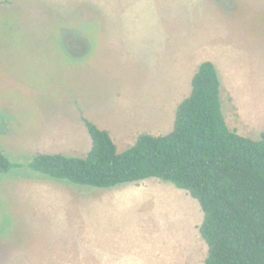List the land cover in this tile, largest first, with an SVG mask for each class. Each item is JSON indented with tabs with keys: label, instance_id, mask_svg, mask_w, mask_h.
Instances as JSON below:
<instances>
[{
	"label": "rangeland",
	"instance_id": "obj_1",
	"mask_svg": "<svg viewBox=\"0 0 264 264\" xmlns=\"http://www.w3.org/2000/svg\"><path fill=\"white\" fill-rule=\"evenodd\" d=\"M201 61L220 72L229 128L260 139L264 0H0V151L13 164L0 172V264H205L204 212L188 191L155 178L98 189L30 167L42 152H82L67 131L74 103L124 129L120 151L166 135L175 112L159 128L157 109L191 93ZM232 92L249 98L245 117Z\"/></svg>",
	"mask_w": 264,
	"mask_h": 264
},
{
	"label": "trees",
	"instance_id": "obj_2",
	"mask_svg": "<svg viewBox=\"0 0 264 264\" xmlns=\"http://www.w3.org/2000/svg\"><path fill=\"white\" fill-rule=\"evenodd\" d=\"M222 78L203 62L192 91L166 135L141 134L119 151L107 130L84 118L92 139L85 157L37 154L30 167L48 178L114 189L155 178L186 190L204 212L200 233L205 264H264V132L260 139L229 128L222 109ZM13 167L0 151V172Z\"/></svg>",
	"mask_w": 264,
	"mask_h": 264
},
{
	"label": "crops",
	"instance_id": "obj_3",
	"mask_svg": "<svg viewBox=\"0 0 264 264\" xmlns=\"http://www.w3.org/2000/svg\"><path fill=\"white\" fill-rule=\"evenodd\" d=\"M113 10H111V9H108V5H105V4H102L101 6H100V8H99V10H100V13H101V15L103 16L105 13L107 14H109L110 13V15L113 17V15H114V12L113 11H115L114 10V8H112ZM118 9H119V6H118ZM116 12H118V11H116ZM101 25L102 26H110V25H107V24H103L102 22H101ZM203 62H205V61H201L200 62V64H198L196 67L194 66L193 67V71H192V73H191V75H188L187 77H186V85H188L189 83H190V81H191V84H192V79H193V77H194V75H195V73L197 72V70H198V68H199V66L203 63ZM210 62H212L215 66H216V64L213 62V61H210ZM216 68H217V66H216ZM218 69V68H217ZM219 71V70H218ZM220 73V72H219ZM235 83H237V80H236V78H235V81H234ZM189 95H190V92H189ZM189 95H187V97L189 96ZM187 97H185V98H187ZM231 97H232V99H233V101H234V103L236 104V106L238 107L239 106V108H240V112H239V115H241L242 117L244 116L245 117V115H246V113H247V108L250 106V104H251V102H250V100H249V98L246 96V94H245V97L243 96V93H241V92H232V94H231ZM184 100V99H183ZM172 102V101H171ZM171 104V103H170ZM169 103H167V102H163L162 103V105H161V108L160 109H157V113H158V115L154 118L156 121H159L158 122V124H160L159 125V128H161V126L162 127H166V122H167V118H166V115H168L169 116V118H171V114H172V110H173V112H176V109H177V106L180 104V103H176L175 104V102L173 101V103H172V108H171V106H170V111L168 110V106L170 105ZM173 104H175L174 105V108H173ZM76 104L74 103V117L73 118H67V122H68V126H67V131H68V133H69V135H70V138L75 142V146H76V150H80V149H82V152H79V151H77L76 152V154L77 155H72V156H79V157H85L88 153H89V151L91 150V148H92V139H91V137L89 136V134H88V131H87V128H86V126H85V123H84V119H83V116L81 115L82 113H83V115H84V118H87L88 120H90V121H92L93 123H95L93 120H92V118H91V116L89 115L90 114V111L88 112V109H87V103H85V104H83V103H81V108L80 109H78L77 108V105L75 106ZM84 106H85V108H86V110H87V113H86V110H85V108H84ZM82 110V111H81ZM79 111V112H78ZM100 113H102V111H101V109L99 110V112H97V113H95L96 115H98V114H100ZM65 115V114H64ZM95 115V116H96ZM78 116H79V119H78ZM127 117H131V118H134V116H133V114L132 113H130ZM98 127H100L101 129H103V130H107L109 133H110V135H111V137H112V139L114 140V142L116 143V145H117V147H118V149H119V151H120V145H122V143H125L126 141L128 142L130 139L128 138V136H127V134H126V132L125 133H122V131H124V129L123 128H119V126H109V125H106L105 123H103V122H96L95 123ZM48 125H51V123H48ZM255 127H257V126H255ZM173 129V128H172ZM172 129H171V131H172ZM170 131V132H171ZM169 132V133H170ZM168 134V133H167ZM141 135V134H140ZM55 136V135H54ZM134 136V135H133ZM133 136L132 137H130V138H133ZM155 136H160V135H155ZM50 137H52V136H50ZM117 139L118 140H120V143L117 141ZM137 139V138H136ZM136 139H135V141H136ZM135 141L131 144V145H127V146H129V147H131L134 143H135ZM130 144V143H129ZM129 147H126V149L127 148H129ZM123 150H125V149H123ZM122 150V151H123ZM41 154H60V152H56V151H54V152H42ZM61 154H64V153H61ZM43 182L44 181H42V183H35V184H38V185H41V184H43ZM0 183H2L1 181H0ZM4 184H5V186H6V194L7 195H12L13 196V187L15 186V184L13 183V182H3ZM8 184L10 185V186H12V189L9 191L8 190ZM45 182H44V184H43V186L45 187ZM26 186V185H25ZM121 187H123V186H121ZM117 188H120V187H117ZM117 188H114V189H117ZM113 189V190H114ZM111 196H113V195H110V194H106L105 196H104V198H106V199H110V198H112V199H114V200H116L115 198H116V196H114V197H111ZM10 199H12V197H10ZM91 242V241H90ZM91 248V247H90ZM92 249V248H91Z\"/></svg>",
	"mask_w": 264,
	"mask_h": 264
}]
</instances>
